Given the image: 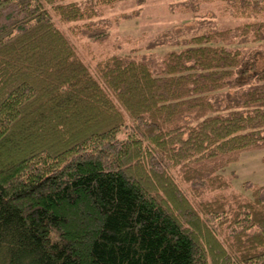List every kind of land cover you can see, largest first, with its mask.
I'll use <instances>...</instances> for the list:
<instances>
[{"label": "trees", "instance_id": "16d2710c", "mask_svg": "<svg viewBox=\"0 0 264 264\" xmlns=\"http://www.w3.org/2000/svg\"><path fill=\"white\" fill-rule=\"evenodd\" d=\"M234 3L250 23L157 69L92 70L56 19L89 18L78 0H0V264H264V185L206 197L264 148V0Z\"/></svg>", "mask_w": 264, "mask_h": 264}, {"label": "rangeland", "instance_id": "374dc122", "mask_svg": "<svg viewBox=\"0 0 264 264\" xmlns=\"http://www.w3.org/2000/svg\"><path fill=\"white\" fill-rule=\"evenodd\" d=\"M78 1L91 13L89 18L74 23L64 22L59 16L56 19L92 70L100 61L118 54L146 57L157 69L167 52L182 50L192 37L212 31H235L252 21L247 12L235 7L234 0H122L113 4L105 0ZM103 31L109 32L103 41L92 37ZM228 43L230 48L243 51L258 46L252 34L245 38L233 32ZM176 176L187 188L181 182V174L176 172ZM224 176L229 187L209 192L206 197L216 194L232 200L234 196H249L251 190L245 189L244 181L264 185V148L243 152Z\"/></svg>", "mask_w": 264, "mask_h": 264}]
</instances>
